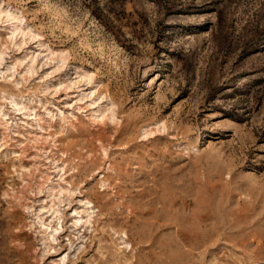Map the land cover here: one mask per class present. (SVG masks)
Here are the masks:
<instances>
[{
    "label": "rangeland",
    "instance_id": "1",
    "mask_svg": "<svg viewBox=\"0 0 264 264\" xmlns=\"http://www.w3.org/2000/svg\"><path fill=\"white\" fill-rule=\"evenodd\" d=\"M0 264H264V0H0Z\"/></svg>",
    "mask_w": 264,
    "mask_h": 264
}]
</instances>
